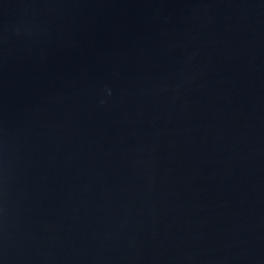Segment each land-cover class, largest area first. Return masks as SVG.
I'll return each mask as SVG.
<instances>
[{"label":"water","instance_id":"1","mask_svg":"<svg viewBox=\"0 0 264 264\" xmlns=\"http://www.w3.org/2000/svg\"><path fill=\"white\" fill-rule=\"evenodd\" d=\"M0 264H264V0H0Z\"/></svg>","mask_w":264,"mask_h":264}]
</instances>
